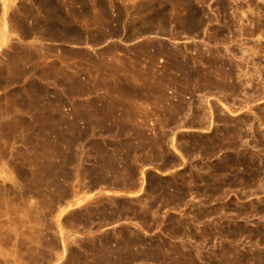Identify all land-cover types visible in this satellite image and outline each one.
Here are the masks:
<instances>
[{
    "label": "rangeland",
    "instance_id": "rangeland-1",
    "mask_svg": "<svg viewBox=\"0 0 264 264\" xmlns=\"http://www.w3.org/2000/svg\"><path fill=\"white\" fill-rule=\"evenodd\" d=\"M261 47L264 0H0V264H264Z\"/></svg>",
    "mask_w": 264,
    "mask_h": 264
},
{
    "label": "bare ground",
    "instance_id": "bare-ground-1",
    "mask_svg": "<svg viewBox=\"0 0 264 264\" xmlns=\"http://www.w3.org/2000/svg\"><path fill=\"white\" fill-rule=\"evenodd\" d=\"M190 11V10H189ZM191 11H192V9H191ZM192 14V13H191ZM200 16V15H199ZM190 21L195 25V26H197V27H199V25L201 24V22H200V19L198 18V17H196V16H194L193 15V17L191 18L190 17ZM186 23V22H185ZM192 23H191V25H192ZM203 24V23H202ZM188 25V24H187ZM189 27V26H188ZM191 29H193V28H191ZM244 30V29H243ZM246 31H249V30H246ZM251 31V30H250ZM243 32V31H242ZM252 33H253V31H251ZM249 33V32H248ZM212 34V33H211ZM221 35V34H220ZM76 36V35H75ZM79 36V35H78ZM210 37H212V36H210ZM214 38V37H213ZM212 38V40H215V39H213ZM208 47V46H207ZM206 47V48H207ZM253 47V46H252ZM209 48H212V47H208L207 49H205V50H203V56L205 57V56H207L206 58H204V57H198L200 60V62H201V60H202V63H201V66L203 65L204 66V69L202 70V71H200V70H198L201 66L200 65H198V66H200V67H198L197 66V68L195 67H193V66H196L197 64H199L198 63V61H197V64L196 65H193V63L194 62H191L192 63V65L193 66H188L186 63H181V61L183 60H175V62H174V64H175V69L173 70V71H175L176 69H182V72H184L183 74L184 75H186V77H185V79L183 80V83H185L186 82V84L188 83V80H189V78H193L194 76H196L195 78H193V80H194V82L197 80V81H199V79H200V81L202 82L201 83V87L202 88H205V89H202V90H206L205 92H211L212 90H213V88L214 89H218V90H227V91H229V92H232L233 93V95L234 94H236V93H234V92H236L235 90H237L238 88H236V87H239V86H237L236 84H231L230 86H228L229 85V81L230 80H232L233 79V77H234V74H233V72L228 68V69H226L225 68V66H226V64H223L222 63V61L220 62L219 60H218V57H217V54H218V52H217V50H216V52H217V54L215 53V51L213 52V50H211V49H209ZM254 48V47H253ZM252 48V49H253ZM255 48H258V47H256L255 46ZM262 48V47H261ZM261 48L258 50V51H254V50H252L253 51V53L255 52H261L260 50H261ZM262 50H264L263 48H262ZM187 51V50H186ZM191 51V50H190ZM193 51H195V49L193 50ZM243 51H245V50H243ZM168 52V51H167ZM192 52V51H191ZM196 52V51H195ZM220 52V51H219ZM188 53V52H187ZM194 53V52H193ZM198 53V52H197ZM196 53V54H197ZM200 53V52H199ZM244 53V52H243ZM258 53V54H259ZM263 53V52H262ZM170 54V53H169ZM219 54H221V53H219ZM250 54H252V53H250ZM173 55V54H172ZM200 55H201V53H200ZM199 55V56H200ZM201 55V56H202ZM240 55V54H239ZM243 55V57L241 56L240 57V60H242V63H244L243 61H246L247 62V60L248 59H246L245 60V57H244V55H245V53L244 54H242ZM264 55V54H263ZM176 56V55H175ZM185 57H187L186 56V54L184 55ZM183 56V57H184ZM219 56V55H218ZM222 56V55H221ZM251 56V55H250ZM247 57V56H246ZM181 58V57H180ZM197 58V59H198ZM239 58V57H238ZM173 59V58H172ZM174 59H175V57H174ZM177 59V58H176ZM220 59V58H219ZM221 59H222V57H221ZM192 60H195V59H192ZM251 60V59H250ZM172 61V60H171ZM241 62V61H240ZM239 62V63H240ZM254 62V61H253ZM227 63V62H226ZM169 64V63H168ZM195 64V63H194ZM230 64H228V66H229ZM256 65V64H255ZM255 65L253 64V66L255 67ZM257 66H258V64H257ZM169 67H171V66H169ZM174 67H171V68H174ZM238 68H240V67H242V65L241 66H237ZM237 68V69H238ZM252 68V67H251ZM169 70H170V68H169ZM239 70V69H238ZM240 70H243V68H241ZM257 70H259V68L257 69ZM237 71V70H236ZM253 71V70H252ZM251 71V72H252ZM176 72V71H175ZM180 73H182L181 71H179ZM238 72V71H237ZM240 73H241V71H239ZM242 72H244L245 73V71L243 70ZM247 72H248V70H247ZM247 72L245 73L246 75H248L249 76V78H248V80H244V82H243V85H249V83L251 82L250 80H253L254 79V77H255V75H256V73H254L255 71H253L252 73L250 72V73H248L247 74ZM258 72H260V71H258ZM258 72H257V74H258ZM179 73V74H180ZM254 73V74H253ZM182 74V75H183ZM237 73H235V75H236ZM245 74H243V75H245ZM261 74H263V73H261ZM241 75H242V73H241ZM259 75V74H258ZM177 76V75H176ZM260 76H262V75H260ZM238 77V75L236 76V78ZM240 78H241V76H239ZM170 78V77H169ZM173 78V77H172ZM191 78V79H192ZM246 78V79H247ZM258 78H260V77H258ZM239 79V78H238ZM237 79V80H238ZM175 80V79H174ZM257 80V79H256ZM259 80V79H258ZM171 81V80H170ZM242 83V81L240 82V85H242L241 84ZM173 84H174V82H173ZM185 85V84H184ZM197 86V85H196ZM236 86V87H235ZM190 87H192V86H190ZM248 87V86H247ZM251 87H253V85L251 86ZM250 87V88H251ZM195 88V87H194ZM199 88V87H198ZM253 88H256V86L255 87H253ZM252 88V89H253ZM189 89V88H188ZM190 89H192V88H190ZM212 89V90H211ZM259 89V88H258ZM216 90H214L215 92H216ZM217 90V91H218ZM181 91V90H180ZM179 91V92H180ZM189 90H187V92H188ZM191 91V90H190ZM194 91H195V89H194ZM219 91V93H223L222 91L220 92ZM251 91V90H250ZM255 91V90H254ZM184 92H186V90L184 91ZM186 92V93H187ZM213 92V91H212ZM260 92V91H259ZM176 93V92H175ZM185 93V94H186ZM189 93V92H188ZM191 93H192V91H191ZM200 93V92H199ZM226 93V92H225ZM232 93H231V95H232ZM253 93V92H252ZM179 94V93H178ZM193 94H194V92H193ZM207 94V93H206ZM224 94V93H223ZM254 94V93H253ZM180 95V94H179ZM182 95V94H181ZM180 95V96H181ZM196 95V94H195ZM264 95V94H263ZM177 96V95H176ZM176 96H174V97H176ZM203 96H205L204 94H203ZM202 96V97H203ZM225 96H227V93L224 95V96H222V98L224 97L225 98ZM158 97V96H157ZM201 97V96H200ZM178 98H181V97H178ZM177 98V99H178ZM253 98V97H252ZM259 98V97H258ZM168 99V98H167ZM198 99V98H197ZM248 99V98H247ZM181 100V99H180ZM166 101V100H165ZM176 101V100H175ZM200 101H202V100H200ZM160 102V101H159ZM162 102V101H161ZM161 102L159 103L160 104V106H164V105H161ZM183 102V101H182ZM194 102V101H193ZM179 103H181V102H179ZM207 103V102H206ZM164 104V103H163ZM165 104H167V103H165ZM185 104H187V103H185ZM189 104H191V102L189 103ZM194 104V103H193ZM196 105V104H195ZM208 105V104H207ZM206 105V106H207ZM174 106V105H173ZM177 106V105H176ZM179 107H177L176 108V110H177V112H179L180 113V111H182L183 112V109H185L184 108V106H182V105H178ZM190 106V105H189ZM202 106V105H201ZM200 106V107H201ZM155 107V106H154ZM169 107V106H168ZM171 107V106H170ZM169 107V108H170ZM197 107V106H196ZM209 107V106H208ZM193 108V107H192ZM154 109V108H153ZM174 109H175V107H174ZM196 109V108H195ZM202 109V108H201ZM201 109H199V110H201ZM179 110V111H178ZM187 110L188 111H186V110H184V111H186V112H189V110H190V108H187ZM209 110H211V108H209ZM222 110V109H221ZM171 111V110H170ZM201 111H204V110H201ZM200 111V112H201ZM223 111V110H222ZM174 112V111H173ZM211 112V111H210ZM229 112H231V111H229ZM170 113V112H169ZM168 113V114H169ZM172 113V112H171ZM176 113V112H175ZM184 113V112H183ZM204 114L203 115H201V116H197V114L196 115H194V116H192L191 118V121H195V119H197L196 121L197 122H199L200 124H205V123H207V122H209L210 124H211V122H213L212 121V115L211 114H209L210 116H206L205 114L206 113H208V112H206L205 113V111L203 112ZM232 114V113H231ZM171 115V114H170ZM182 115V113L180 114V117H182V118H184V121L186 122V116H189V114L188 113H184V116H181ZM193 115V114H192ZM224 115V114H223ZM179 117V116H178ZM224 118H225V116H224ZM237 118V117H236ZM178 119V118H177ZM186 119V120H185ZM173 120V119H172ZM181 120V119H180ZM237 120V119H236ZM158 120H156V122H157ZM190 121V122H191ZM229 121V120H228ZM238 121V120H237ZM241 121V120H240ZM173 122V121H172ZM179 122V121H178ZM177 122V123H178ZM185 122H183V123H185ZM215 122V121H214ZM221 122H222V120H221ZM235 122V121H234ZM232 123V124H235V123ZM245 122V121H244ZM176 123V122H175ZM225 123V122H224ZM242 123V122H241ZM241 123H239V124H241ZM178 124H180V123H178ZM231 125V124H230ZM174 126V125H173ZM176 126V125H175ZM180 126V125H179ZM204 126H206V125H204ZM224 126V125H223ZM227 126L228 127H231V126H229V124L226 122L225 123V127L227 128ZM240 126V125H239ZM238 125H237V129H239V128H241V127H239ZM163 127V126H162ZM161 127V128H162ZM193 127V126H192ZM207 127V126H206ZM209 128V127H208ZM225 128V129H226ZM232 128V127H231ZM237 129L234 131V132H232L233 131V128L232 129H230L229 128V130H227V131H224V132H222V135H221V137L218 139V138H215L213 135L212 136H208L209 138V147H211L212 149H218L219 150V148H221L220 147V143H222L221 141H225L226 140V138H227V134L228 133H231L233 136H234V138L235 137H239L238 139H241V137L243 136L242 134L240 135L239 133L240 132H237ZM241 131V130H240ZM221 133V132H220ZM243 133V132H242ZM264 133V132H263ZM164 134V133H163ZM236 135V136H235ZM241 136V137H240ZM217 137V136H216ZM264 137V136H263ZM243 139V138H242ZM227 140H228V138H227ZM200 141V140H199ZM202 141H204V140H202ZM231 142V141H230ZM229 141L227 142V144H230V146H231V143H230ZM206 143V142H205ZM224 143V142H223ZM200 144V143H199ZM233 144H235V143H233ZM204 145V144H203ZM200 146H201V144H200ZM234 146V145H233ZM232 146V147H233ZM232 147H230V148H232ZM236 147H238V146H236ZM205 148H207V146L205 147ZM224 148V147H223ZM226 148V147H225ZM234 149H235V147H233ZM234 149H233V151H234ZM238 149V148H237ZM229 151V150H228ZM230 151H232V150H230ZM243 155V154H242ZM182 157V156H181ZM141 188H142V186H141ZM120 193H123V192H120ZM137 194V196H138V194L139 193H132V191H129V192H127L126 191V196H131V195H136ZM120 196H121V194H119ZM124 195V196H125ZM122 196H123V194H122ZM80 204V203H79Z\"/></svg>",
    "mask_w": 264,
    "mask_h": 264
}]
</instances>
